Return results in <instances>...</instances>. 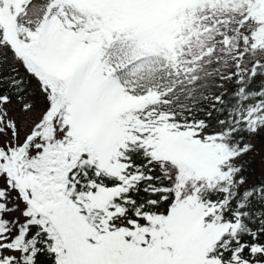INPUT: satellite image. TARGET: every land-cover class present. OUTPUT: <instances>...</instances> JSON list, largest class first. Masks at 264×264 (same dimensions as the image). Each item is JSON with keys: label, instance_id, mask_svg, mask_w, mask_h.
Masks as SVG:
<instances>
[{"label": "snow or ice", "instance_id": "obj_1", "mask_svg": "<svg viewBox=\"0 0 264 264\" xmlns=\"http://www.w3.org/2000/svg\"><path fill=\"white\" fill-rule=\"evenodd\" d=\"M0 264H264V0H0Z\"/></svg>", "mask_w": 264, "mask_h": 264}]
</instances>
